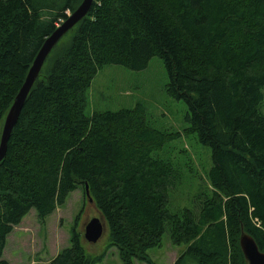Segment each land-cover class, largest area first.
<instances>
[{"label":"trees","instance_id":"1","mask_svg":"<svg viewBox=\"0 0 264 264\" xmlns=\"http://www.w3.org/2000/svg\"><path fill=\"white\" fill-rule=\"evenodd\" d=\"M82 0H0V136L45 39ZM162 59L167 93L184 101L183 134L210 148L192 207L169 208L180 172L159 157L180 132L154 129L141 104L86 115V91L106 64L141 70ZM0 161V264L7 236L30 209L43 222L88 186L122 264L164 231L185 244L173 264H247L249 233L264 252V0H93L55 43ZM49 264H95L73 227Z\"/></svg>","mask_w":264,"mask_h":264},{"label":"rangeland","instance_id":"2","mask_svg":"<svg viewBox=\"0 0 264 264\" xmlns=\"http://www.w3.org/2000/svg\"><path fill=\"white\" fill-rule=\"evenodd\" d=\"M70 32L71 30L66 32L58 42H63ZM166 77L162 59L157 56L152 57L141 70L106 64L91 80L85 93L87 103L84 107L86 115L90 116L96 110L115 111L141 104L147 123L154 129L181 131V136L168 141L157 154L171 161L180 172L177 183L168 192L170 210L178 211L194 205L197 191L204 186L201 178L211 165V153L210 148L196 141L194 135L183 134L187 127L183 116L187 108L184 101L172 98L165 91L168 80ZM96 208L93 200L89 201L84 190L79 188L70 192L65 202L58 205L43 222L39 220L35 210L30 209L21 223L6 237L3 258L9 264H49L61 248L69 245V235L74 227L80 234L86 253L95 257L104 254L95 264H122L118 249L109 247L107 223ZM93 217L100 218L104 226L97 241L89 242L83 234L87 221ZM167 231H164L158 246L147 250L156 264H173L185 249V244H172ZM134 264L147 263L134 259Z\"/></svg>","mask_w":264,"mask_h":264},{"label":"water","instance_id":"3","mask_svg":"<svg viewBox=\"0 0 264 264\" xmlns=\"http://www.w3.org/2000/svg\"><path fill=\"white\" fill-rule=\"evenodd\" d=\"M93 0H82L77 8L64 19L55 30L45 39L32 65L30 66L25 80L19 89L14 100L8 109L3 120L0 136V161L5 156L7 149V142L13 127L18 120L20 111L28 95L32 85L37 79L40 69L42 68L46 57L60 38L74 26L88 13ZM85 195L89 201L92 197L89 194L88 186L85 185ZM85 225L84 238L89 242H96L103 232V223L98 217H93ZM239 245L245 257L247 264H264V252L261 251L254 241V238L247 232L241 231L239 237Z\"/></svg>","mask_w":264,"mask_h":264}]
</instances>
